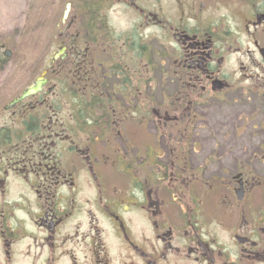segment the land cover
<instances>
[{"label":"flooded vegetation","instance_id":"1","mask_svg":"<svg viewBox=\"0 0 264 264\" xmlns=\"http://www.w3.org/2000/svg\"><path fill=\"white\" fill-rule=\"evenodd\" d=\"M67 25L55 61L0 43V264H264V0Z\"/></svg>","mask_w":264,"mask_h":264},{"label":"rangeland","instance_id":"2","mask_svg":"<svg viewBox=\"0 0 264 264\" xmlns=\"http://www.w3.org/2000/svg\"><path fill=\"white\" fill-rule=\"evenodd\" d=\"M67 1L0 0V43L12 49L13 55L9 61L27 63L50 60L60 45L59 34L67 23L62 20V4ZM109 13V19L116 20L118 28L130 29V11L127 6L115 5ZM253 109L249 106V110ZM254 119L250 117V130L256 132L253 129Z\"/></svg>","mask_w":264,"mask_h":264},{"label":"water","instance_id":"3","mask_svg":"<svg viewBox=\"0 0 264 264\" xmlns=\"http://www.w3.org/2000/svg\"><path fill=\"white\" fill-rule=\"evenodd\" d=\"M71 9H72V3H71V1H68V2L66 3V8H65V10H64V14H63V20H64V21L68 18L69 14H70V12H71ZM64 50H65V47H61L60 52H58V53L55 55L54 59H56V58L59 57L61 54H63ZM8 55H10V52H9ZM41 85H42V83L39 82L37 86L28 89V90L26 91V94H32V93H34V92L40 90V89H41Z\"/></svg>","mask_w":264,"mask_h":264},{"label":"trees","instance_id":"4","mask_svg":"<svg viewBox=\"0 0 264 264\" xmlns=\"http://www.w3.org/2000/svg\"><path fill=\"white\" fill-rule=\"evenodd\" d=\"M64 9H65V4H62V14H63ZM103 110H106V107H104Z\"/></svg>","mask_w":264,"mask_h":264}]
</instances>
